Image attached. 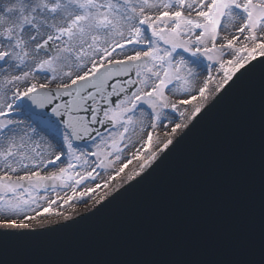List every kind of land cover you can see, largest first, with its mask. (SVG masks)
<instances>
[{"label":"water","instance_id":"95a60500","mask_svg":"<svg viewBox=\"0 0 264 264\" xmlns=\"http://www.w3.org/2000/svg\"><path fill=\"white\" fill-rule=\"evenodd\" d=\"M144 63L109 66L82 83L81 101L70 92L80 107L69 116L55 115L65 110L55 101L36 114L67 125L85 145L113 128L104 114L135 93ZM125 190L123 209L0 230V264H264V57Z\"/></svg>","mask_w":264,"mask_h":264},{"label":"rangeland","instance_id":"374dc122","mask_svg":"<svg viewBox=\"0 0 264 264\" xmlns=\"http://www.w3.org/2000/svg\"><path fill=\"white\" fill-rule=\"evenodd\" d=\"M102 1L103 4L96 0L76 3L81 21L88 19L95 9L115 8L126 15L133 14L134 23L141 33L138 32L135 39L131 36L129 40L125 37L124 41L121 38L108 43L90 67L87 64L85 68L93 70V65L100 63L98 60H110L114 50L126 47L132 39L129 45H137L138 41H142L147 47V57H143L147 59V66L139 73L142 85L133 98L107 115L115 122L114 129L84 148L74 146L62 128L46 120L24 115L19 108L24 88L19 89L17 97L14 94L11 98L15 97L12 100L14 104L8 107L9 113L0 112V136L5 133L10 121L19 116L25 118L31 130L46 135V138L50 133L55 136L53 140L61 142L62 146L48 160H41L32 167L28 168V164L22 163L20 166L23 165L30 172L23 176L16 174L20 166L11 169L7 164L16 154V149L0 148V226L10 227L4 224L14 219L16 225L27 229L42 228L93 208L124 182L139 175L173 141L176 133L168 126L158 131V121L179 120L187 124L243 61L264 53V0H205L197 16L187 15L185 2L164 0L166 6L155 7L152 17L138 5L131 7L132 0ZM143 2L150 5V2ZM42 13L47 18L58 15L55 8L47 10L45 7ZM234 18L237 23L233 31L241 39L232 38L222 31L223 26ZM97 24L102 30V23L97 21ZM78 26V21L65 24L60 31H53L40 41L34 50L40 55L41 62L27 74H42L46 77L57 62L77 57L75 51H69L67 46L72 45L76 38ZM9 40L11 43L12 40ZM46 40H50L56 48L54 55L37 50ZM6 60L7 56L0 54V64ZM187 62L199 65L205 76V82L194 91H188L193 71L188 69ZM218 71L221 78L216 88L207 87ZM144 81L146 84L143 86ZM32 86L55 85L53 81L36 82L27 88ZM175 91L185 93V96L174 99L172 94L175 93L172 92ZM5 107L7 103L1 109ZM140 115H143L142 143L133 149L129 145L128 134L134 129ZM49 141L53 142L52 139ZM142 154L146 155L144 159ZM54 157L57 158L55 161L62 162L54 166L56 170L47 171ZM48 181L52 182L50 188L45 186ZM4 213H12L13 218H6Z\"/></svg>","mask_w":264,"mask_h":264},{"label":"bare ground","instance_id":"6f19581e","mask_svg":"<svg viewBox=\"0 0 264 264\" xmlns=\"http://www.w3.org/2000/svg\"><path fill=\"white\" fill-rule=\"evenodd\" d=\"M82 1L84 0H21L13 2L9 0H0V54L4 53L7 56L5 64L0 65V109L3 107L4 103H7V107L1 109L0 112L3 111V114L5 112L9 113L8 107L12 105L14 98L17 97L19 89L23 90L24 88L23 91L25 92L28 90L27 87L30 84L36 82L51 83L52 81L55 85L53 87L68 86L71 83V76L73 73L84 69L87 64L89 66L94 59H97V54L101 53L102 50L108 46V43L121 38V41H124L126 40L125 37L129 40V37L133 36V38H135L138 32L141 33V30H138L137 24L134 23L133 14L129 13L126 15L123 11L116 10L115 8H111L110 10L106 7L103 10L102 8L98 10L95 9L88 19L81 21L76 11V3H81ZM96 1L97 3L103 4L102 0ZM143 1L150 2V5ZM204 1L205 0H180L179 3H186L187 15L197 16ZM165 3L166 1L164 0H132L131 7H136L138 5V8H142L147 15L152 17L153 9L158 6H166ZM177 4L174 6H177ZM45 7H47V10L52 8L57 9L58 15L55 17L50 15L49 18H47V16L42 13ZM75 21L79 22L76 38L73 39L72 45L67 47L69 51H75L74 54H76L77 57L74 56L71 60L66 59L59 63L57 62L54 67L50 69L51 73L46 75V77L42 74L28 75L27 73H29L32 68L37 67L41 62L40 55L34 50L35 46L46 38L48 34L53 33V31H60L65 24L67 25ZM97 21L102 23V30L101 26L97 24ZM236 21L237 19H232V21L223 26L222 31L225 35L231 36L232 38L241 39L234 33L235 31H233V27L237 23ZM105 26H107L106 29ZM95 36H99V38H95L94 40ZM9 39L12 40L11 43ZM138 42L137 45L119 48L117 51L111 53L110 60L118 59L129 61L135 55L145 56L147 47L141 43L142 41ZM16 43H18V46H16ZM187 63L188 69L193 71L188 91H194L197 89L198 85L200 86L205 82V76L202 74L199 65L191 64L190 62ZM220 78V72L218 71V74L208 82L207 87L210 85V88H216L215 85ZM138 83L140 89L142 85L140 76H138ZM145 84L146 82L144 81L143 86ZM172 93H175L172 94L174 99L185 96V93H180L179 91ZM14 94L15 97L11 99ZM142 120L143 115H140L134 129L128 134L129 145H132L133 149H137L142 143ZM185 124L186 123L182 124L179 120L178 122L174 120L158 121V131L165 130L166 126H168L178 135L185 127ZM33 130L30 129L25 118L17 116L10 121L9 126L6 127L5 133L0 136V148L14 147L16 149V154L7 163L11 169L20 166L22 163L28 164L29 168V166L32 167V165L39 163L41 160H48L49 157L55 154L58 147L62 146V143H56L53 140L54 138H52L53 142H50L49 139L51 138L49 136L46 138V135L39 132L36 133ZM176 135L174 134V136ZM28 150L31 151V154ZM142 156L143 159L146 157L144 154H142ZM56 159L57 158L54 157L50 160L51 165H49L47 171L57 169L54 168V166L62 161H55ZM139 161L141 160L139 159ZM28 168L22 165L16 174L23 176V174L29 172ZM119 177L122 178L121 175H119ZM11 214L12 213L8 215L4 213L3 216H6V218H13V214ZM4 225L11 226L12 229H15L16 226L18 229H23L22 225H16L14 219L6 221ZM6 228L9 229V227H3V229Z\"/></svg>","mask_w":264,"mask_h":264}]
</instances>
